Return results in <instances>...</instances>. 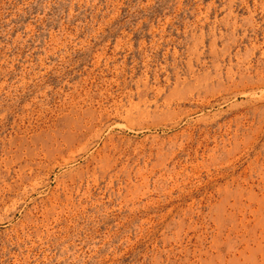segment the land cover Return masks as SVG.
<instances>
[{"label":"rangeland","instance_id":"rangeland-1","mask_svg":"<svg viewBox=\"0 0 264 264\" xmlns=\"http://www.w3.org/2000/svg\"><path fill=\"white\" fill-rule=\"evenodd\" d=\"M0 264H264V0H0Z\"/></svg>","mask_w":264,"mask_h":264}]
</instances>
